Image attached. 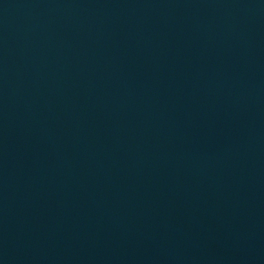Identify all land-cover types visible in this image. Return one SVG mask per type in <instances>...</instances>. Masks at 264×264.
<instances>
[{
  "label": "water",
  "instance_id": "95a60500",
  "mask_svg": "<svg viewBox=\"0 0 264 264\" xmlns=\"http://www.w3.org/2000/svg\"><path fill=\"white\" fill-rule=\"evenodd\" d=\"M0 264H264V0H0Z\"/></svg>",
  "mask_w": 264,
  "mask_h": 264
}]
</instances>
